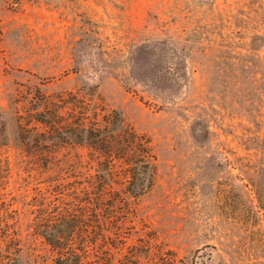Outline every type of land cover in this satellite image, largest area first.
Instances as JSON below:
<instances>
[{
	"label": "rangeland",
	"instance_id": "1",
	"mask_svg": "<svg viewBox=\"0 0 264 264\" xmlns=\"http://www.w3.org/2000/svg\"><path fill=\"white\" fill-rule=\"evenodd\" d=\"M222 55L256 65L235 78ZM45 96L54 130L33 116ZM97 105L156 155L144 193L110 182L111 264H264V0H0V264H75L34 224L100 171L75 137Z\"/></svg>",
	"mask_w": 264,
	"mask_h": 264
},
{
	"label": "trees",
	"instance_id": "2",
	"mask_svg": "<svg viewBox=\"0 0 264 264\" xmlns=\"http://www.w3.org/2000/svg\"><path fill=\"white\" fill-rule=\"evenodd\" d=\"M262 36L257 34V37ZM229 57L219 56L218 66L220 71L227 70L232 75H235L238 68L235 78H240L251 65H256L251 60L240 59L235 55ZM250 75L254 86L259 79H263V76L257 79L254 71ZM42 101L43 110L33 116L54 130L58 114L51 106L52 100L45 96ZM105 110L104 106L97 105L93 107L91 115L81 112L76 118L78 121L75 126V137L80 139L76 141L81 143L83 140L89 147L91 158L99 164L100 171L80 191L72 190L74 194L67 201H62V205L43 208L44 211L39 213L34 224L36 233L51 245L60 262L72 259L75 264H82L85 258L94 254L97 258L93 260V264H111L115 255L108 243L111 240L123 244L124 241L121 239L123 226L121 222H115L117 210L123 205V197L112 188L110 182L125 176L135 195L144 193L153 183L156 155L152 151L151 138L126 124L115 110ZM35 129L36 126L24 127L22 134L30 135ZM257 191L264 204V198H260L261 188ZM5 225L10 228L8 223ZM106 229L114 236L106 234ZM11 239L14 242L19 240L17 236H11ZM88 243H92V250L87 248ZM118 247L119 245L116 246ZM161 259L163 264H174L175 261L172 256H162Z\"/></svg>",
	"mask_w": 264,
	"mask_h": 264
}]
</instances>
